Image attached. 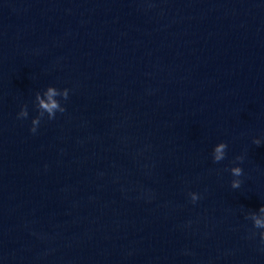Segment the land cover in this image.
Listing matches in <instances>:
<instances>
[{"label":"water","instance_id":"obj_1","mask_svg":"<svg viewBox=\"0 0 264 264\" xmlns=\"http://www.w3.org/2000/svg\"><path fill=\"white\" fill-rule=\"evenodd\" d=\"M261 206L264 0H0V264H264Z\"/></svg>","mask_w":264,"mask_h":264},{"label":"clouds","instance_id":"obj_2","mask_svg":"<svg viewBox=\"0 0 264 264\" xmlns=\"http://www.w3.org/2000/svg\"><path fill=\"white\" fill-rule=\"evenodd\" d=\"M69 96V89L65 88L63 90L57 89L56 87L49 86L47 89L41 94L37 92L35 95V106L38 110V115L32 119L31 124L32 127L30 131L35 133L37 131V127L41 122V119L44 117L45 113H47V117L49 120L55 119L56 113H63L66 109L61 105L60 100L57 97H61L63 100H67ZM28 111L27 105L21 107L20 112L18 113L19 119L27 118ZM253 143L257 146L261 145L260 139H254ZM228 148L227 143L220 142L215 145L212 153L213 161L219 163L224 160L226 157V150ZM244 160L243 156H237L236 161L242 163ZM230 172L233 177H235L231 181V187L233 189H238L241 186L242 181L239 179L243 175V169L239 166L232 167ZM192 202H196L199 199V196L196 193H190ZM259 213H264V206H261L258 209ZM257 212H252L250 218L253 221V225L257 229H264V218H261L256 215ZM255 235V233H253ZM261 241H264V231L260 232Z\"/></svg>","mask_w":264,"mask_h":264}]
</instances>
